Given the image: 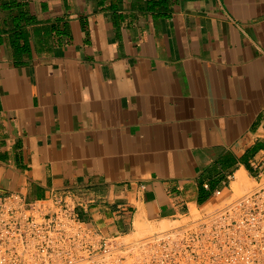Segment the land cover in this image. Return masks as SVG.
I'll list each match as a JSON object with an SVG mask.
<instances>
[{"label":"crops","instance_id":"obj_1","mask_svg":"<svg viewBox=\"0 0 264 264\" xmlns=\"http://www.w3.org/2000/svg\"><path fill=\"white\" fill-rule=\"evenodd\" d=\"M264 175V0H0V193L132 234Z\"/></svg>","mask_w":264,"mask_h":264},{"label":"built area","instance_id":"obj_2","mask_svg":"<svg viewBox=\"0 0 264 264\" xmlns=\"http://www.w3.org/2000/svg\"><path fill=\"white\" fill-rule=\"evenodd\" d=\"M216 206L141 237L108 234L63 200L0 193V264H264V175Z\"/></svg>","mask_w":264,"mask_h":264},{"label":"rangeland","instance_id":"obj_3","mask_svg":"<svg viewBox=\"0 0 264 264\" xmlns=\"http://www.w3.org/2000/svg\"><path fill=\"white\" fill-rule=\"evenodd\" d=\"M255 185V181L253 179L245 177L243 181L236 183L235 182V191L236 195H242L247 190L251 189ZM180 223V221L174 220H165L160 225H144L139 224L137 232H135L131 237H141L148 234H151L159 229L169 228L173 225Z\"/></svg>","mask_w":264,"mask_h":264},{"label":"bare ground","instance_id":"obj_4","mask_svg":"<svg viewBox=\"0 0 264 264\" xmlns=\"http://www.w3.org/2000/svg\"><path fill=\"white\" fill-rule=\"evenodd\" d=\"M244 178H245V174L243 172L239 173L238 174V179H237L236 183H239V182L243 181Z\"/></svg>","mask_w":264,"mask_h":264}]
</instances>
